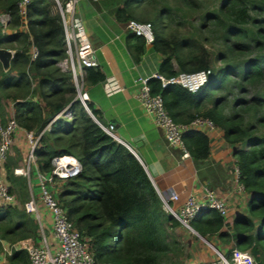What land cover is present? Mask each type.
I'll return each mask as SVG.
<instances>
[{
    "label": "trees",
    "instance_id": "trees-1",
    "mask_svg": "<svg viewBox=\"0 0 264 264\" xmlns=\"http://www.w3.org/2000/svg\"><path fill=\"white\" fill-rule=\"evenodd\" d=\"M101 1L122 3L113 13L119 23L127 24L138 20L135 13L143 2L156 0ZM171 1L158 0L160 3ZM174 1L186 6L195 3V0ZM261 2L224 0L216 14L205 16L200 31L211 24L221 27L225 39L237 37L226 52H232L233 48L244 54H252L254 49L263 50L264 0ZM53 6V0H32L23 18L19 0H0V13H8L11 16L9 28L17 29L7 35L0 32V46L19 44L9 71H1L0 89L12 90L9 96L15 100L13 119L20 128L39 135L51 125L35 149L36 164L41 172L52 170L56 156L73 155L80 162V174L62 182L58 200L75 227L90 239L97 263L160 264L161 258L171 250L164 236L165 228L178 222L164 210L157 189L137 156L95 121L93 116L106 123L93 102L87 101L89 111L76 98L72 73L58 67L67 53L61 16L54 12ZM257 7L263 11L261 17L251 14ZM167 10L168 5L159 11L161 20ZM151 23L154 28L155 22ZM248 25L253 27L247 30ZM21 27L24 29L20 30ZM154 34L150 46L163 55L159 75L170 79L183 72L210 70L211 74L207 84L197 92L176 83L164 85L161 78L151 77L148 80L151 94L161 96L174 122L191 125L202 119L222 130L224 139L234 146L238 180L250 195L248 215L236 216L228 230L224 229L226 217L214 209L198 213L190 224L198 234L206 238L216 235L223 243H231V249L249 251L258 264H264V95L249 101L235 99L233 113L227 111L228 95L216 96L217 92L235 84L243 90L264 81V55L250 58L238 70L233 65L213 69L210 55L196 50L197 41L193 37L172 39L156 29ZM148 46L143 37L128 31L127 48L135 63L141 62ZM33 47L37 50L36 56L31 51ZM84 70L87 86L106 80L100 67ZM209 103L211 106L207 107ZM66 107L72 109L73 117L55 119ZM8 120L0 118V123L6 125ZM182 138L196 163L209 158L211 139L205 131L188 128ZM8 155L9 152L7 158ZM6 163L7 159L3 173L17 202L0 209L1 239L11 243L22 240L23 245L38 244L39 225L24 207L30 196L29 181L14 173L15 165ZM2 248L0 242V250ZM7 260L5 264H30L24 248H14Z\"/></svg>",
    "mask_w": 264,
    "mask_h": 264
},
{
    "label": "built area",
    "instance_id": "built-area-1",
    "mask_svg": "<svg viewBox=\"0 0 264 264\" xmlns=\"http://www.w3.org/2000/svg\"><path fill=\"white\" fill-rule=\"evenodd\" d=\"M56 11L61 16L62 24L65 32L66 47V64L73 72V76L77 77L76 61L79 65L81 74L82 69L86 67L97 68L100 66L96 49L93 46L83 21L78 12V4L80 0H53ZM32 0H19V10L23 18H26L28 6ZM127 29L138 36L145 39L147 44L154 41V29L151 22H141L138 20H130L127 23ZM37 50L33 52L36 56ZM85 71V70H84ZM210 70H201L197 72H183L170 79H165L157 73V77L163 80V84L176 83L192 92L199 91L209 80ZM149 78H141L138 99L150 114L154 121L160 125L166 132L170 143L183 150V158L190 157L189 152L183 144V132L188 128H198L204 123L213 126L211 122L198 119L191 125H183L174 122L163 106L160 95L151 94L148 85ZM82 104L90 111L87 101L89 94L86 91L81 94ZM67 107L60 112L55 119L59 118L63 112L70 114L72 110ZM94 119L100 126L113 138L120 139L116 133V125L114 123H102L95 116ZM20 129L14 119H9L6 125L0 123V200L4 205L17 202L15 194L10 190L3 170L7 159V154L13 144L15 133ZM47 130L44 129L39 135H35L32 131H26L30 143V150L27 155L26 164L22 168H16V175H24L29 178V184L32 189V196L29 198L24 207L27 213L33 215L38 222L41 240L38 244H26L17 248H24L29 254L30 264H98L91 250V241L85 237L81 231L75 227L70 220L66 209L60 201L54 196V188L57 182H64L67 179L78 176L82 170L80 162L73 156L61 155L53 158V167L49 173L41 172L36 164L37 157L35 149L38 147L41 136ZM129 148L134 151L130 146ZM33 166L36 169L38 177L39 192L36 194L31 180V172ZM238 174V168L236 169ZM242 186V185H241ZM243 188V186H242ZM162 200L164 210L177 218L185 226L191 228L190 222L198 215V213L214 209L221 213L224 217L228 216V207L223 198L210 187H205L202 197L196 194H189L181 202V193L174 186L168 190L156 188ZM244 189V188H243ZM180 203V206H177ZM44 213L50 217L56 244L49 242L44 226ZM230 257L227 253H219L217 260H213L210 264H258L254 256L246 250L233 248L230 251ZM218 261V262H217Z\"/></svg>",
    "mask_w": 264,
    "mask_h": 264
},
{
    "label": "crops",
    "instance_id": "crops-1",
    "mask_svg": "<svg viewBox=\"0 0 264 264\" xmlns=\"http://www.w3.org/2000/svg\"><path fill=\"white\" fill-rule=\"evenodd\" d=\"M94 2L80 0L78 4V12L96 49L100 69L106 75L105 81L87 86L90 101L102 112L106 123L116 125L121 142L134 150L156 188L168 190L174 186L181 193L182 202L192 193L202 197L204 188L210 185L226 200L228 216L225 227H231L234 218L243 214V209L247 210L245 200L250 197L245 190L240 193L238 187L241 183L230 177V173L237 169L234 146L224 139L221 129L204 123L197 129L205 131L211 139L209 158L200 163H196L192 157L183 158V150L170 143L165 130L147 113L138 99L141 78L157 75L163 55L149 45L141 62L135 63L127 48L129 30H126L125 24L119 23L114 13H103L101 5ZM34 50L35 47L31 48L32 52ZM15 138L16 146L23 154L26 153L29 147L26 130L20 128ZM3 206L0 200V209ZM44 217L46 235L49 242L55 245L56 237L50 217L47 213H44ZM210 239L216 244L213 247L217 252L226 254L232 248L231 243H223L216 235ZM3 248L7 250L4 245ZM210 256L211 253L207 251L198 254L195 264H210L213 260Z\"/></svg>",
    "mask_w": 264,
    "mask_h": 264
},
{
    "label": "rangeland",
    "instance_id": "rangeland-1",
    "mask_svg": "<svg viewBox=\"0 0 264 264\" xmlns=\"http://www.w3.org/2000/svg\"><path fill=\"white\" fill-rule=\"evenodd\" d=\"M92 1H95L94 3L100 4L103 13H105L106 15L112 14L114 12V9H116V7L122 5V3H110L101 0H92ZM223 1L224 0H195V3H191L187 6L186 3H178L177 1L174 0H172L170 3H160L158 2V0H156L155 2L154 1L143 2L144 4L141 7L137 8V11L135 13V18L141 22H155L156 25L154 26V30L156 29L157 31L161 32L163 36L172 39H182L187 36L193 37L197 41L196 43L198 48L196 50L197 51L200 50V52L206 51L210 55L212 60L211 67L213 69H219L220 67H223L225 65H233L238 70L241 66L245 65L250 58H254L258 56L261 57L262 55H264V49L263 50L254 49V51L251 52L252 54H244L241 51L238 52L236 48H233L232 52L231 51L226 52L228 45L234 44V42H236V40L238 39L237 37H234L235 35L232 36L234 38L227 40L222 36L221 27L218 26L212 27L211 24L200 31L201 29L200 25L203 22L205 16L208 14L209 15L216 14ZM252 1H254L255 3L261 2V0H252ZM260 4H262V2ZM167 5H168V10L165 11L161 20V18L159 17V11ZM188 7H190V11L187 12ZM53 9L54 12H57L54 6ZM262 12L263 11L259 7H257L251 11V14L254 17H261ZM10 19L11 16L8 13L5 12L0 13V32L4 35L17 31V29L9 28L8 23ZM125 27L126 30L128 31L127 24H125ZM251 27L253 26L252 25L245 26L247 30H249V28ZM22 29L24 28L21 27L20 30ZM0 47L10 49L15 55L16 51L19 48V44L17 42L12 44H3ZM224 55L225 58L223 59ZM65 58L60 61L58 67H60L61 70L65 73L68 72L72 73L71 82L76 86L77 89L76 98L80 100L81 94H84L87 89V85L84 82L85 71L82 69V74H81L79 65L75 58V63L77 66V77H74L72 70L68 68L65 62L66 60ZM174 63L176 68H178V64L176 63L175 60ZM1 71L7 72L9 71V69H4L2 63L0 62V79L2 78ZM12 74L15 75V72H12ZM236 79L238 80L239 78L236 77ZM11 92L12 90L10 91L8 89H3V90L0 89L1 119L3 117H5V119H13L14 117L15 100L11 98V96H9ZM225 94L228 95L227 97L229 99L227 111H231V113H233L234 110H232V104L235 99L249 101L255 96L264 95V81L250 85L249 87L243 88V90L238 85L235 84L228 87L226 91L223 90V92L222 91L217 92L216 96H222ZM206 106L209 107L211 106V104L209 103ZM67 112L68 111H66L65 113L63 112L62 114H60L59 117L70 119L71 113L68 114ZM248 117L250 118V115ZM50 127L51 125L47 127V131H49ZM16 144L17 142L15 138L10 148L6 163V165L7 164L15 165L14 170L16 168H22L26 164L27 155L30 150V148L28 147L26 153L23 154L18 148V146H16ZM39 144L40 143H38V146ZM18 176H24V175H18ZM24 177H26L29 181V178L27 176ZM230 177L233 181L237 182L238 179L237 171H234V173H230ZM31 180L34 186L35 193L37 194L39 192V186L37 185L38 177L34 166L31 172ZM236 182L235 185H237ZM62 185L63 183L57 182V185L54 188L55 189L54 196L57 199L60 190H62ZM208 187H210L212 190H214L217 193V195H219L218 191H216L213 187H211L210 185H208ZM243 190L244 189L242 188V186L239 185L238 191L242 193ZM29 193H30L29 198H31L32 189L30 184H29ZM248 200L245 201L248 202ZM242 213L248 215L246 209H243ZM175 221L178 222L177 225L171 224L165 228L166 231L164 236L165 238H167L171 246V250L161 258L160 264H195L196 263L195 258L197 257V255L204 254L206 251L208 254L211 253V256L209 258L213 260L218 259L219 253L214 250L213 246H216V244L211 241L212 239L210 238L207 239L206 237H202L198 235V233L193 231L191 228L185 226L177 218H174V222ZM229 228L230 227H225L224 229L228 230ZM2 241H3V245L7 248V250L5 249L7 252L4 250V248L0 250V263L2 262V264L8 262L7 255L10 254L14 248L17 249V247L20 246L23 247L26 245V244L23 245L24 243L21 242L22 240L16 241L15 243L5 241L4 239H1V234H0V242Z\"/></svg>",
    "mask_w": 264,
    "mask_h": 264
},
{
    "label": "water",
    "instance_id": "water-1",
    "mask_svg": "<svg viewBox=\"0 0 264 264\" xmlns=\"http://www.w3.org/2000/svg\"><path fill=\"white\" fill-rule=\"evenodd\" d=\"M14 54L10 49L0 47V62L2 63L4 69H9L11 66Z\"/></svg>",
    "mask_w": 264,
    "mask_h": 264
},
{
    "label": "clouds",
    "instance_id": "clouds-1",
    "mask_svg": "<svg viewBox=\"0 0 264 264\" xmlns=\"http://www.w3.org/2000/svg\"><path fill=\"white\" fill-rule=\"evenodd\" d=\"M154 29V28H153ZM148 45H150V44H148ZM94 46V45H93ZM100 67V66H99ZM153 77H155V76H153ZM151 78V77H150ZM209 81V80H208ZM207 84V83H206ZM204 87V86H203ZM90 100V99H89ZM94 118V117H93ZM96 121V120H95ZM97 122V121H96ZM98 123V122H97ZM99 124V123H98ZM104 124H106V123H104ZM193 129H197V128H193ZM116 140H118L117 138H115ZM118 141H120L121 142V140L119 139ZM128 147V146H127ZM129 148V147H128ZM130 149V148H129ZM131 150V149H130ZM132 151V150H131ZM133 153H134V151H132ZM70 156H73V155H70ZM73 157H75V156H73ZM76 158V157H75ZM77 159V158H76ZM195 231V230H194ZM196 232V231H195Z\"/></svg>",
    "mask_w": 264,
    "mask_h": 264
}]
</instances>
